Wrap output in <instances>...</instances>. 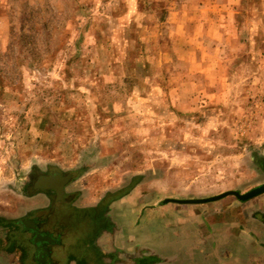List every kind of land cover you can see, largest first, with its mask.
<instances>
[{"label": "rangeland", "instance_id": "374dc122", "mask_svg": "<svg viewBox=\"0 0 264 264\" xmlns=\"http://www.w3.org/2000/svg\"><path fill=\"white\" fill-rule=\"evenodd\" d=\"M259 161L264 0H0V264H42L23 231L46 213L28 200L35 174L86 193V228L54 220L86 231V260L72 254L97 264L105 231L131 244L139 210L244 193L264 183Z\"/></svg>", "mask_w": 264, "mask_h": 264}, {"label": "crops", "instance_id": "0c3cea01", "mask_svg": "<svg viewBox=\"0 0 264 264\" xmlns=\"http://www.w3.org/2000/svg\"><path fill=\"white\" fill-rule=\"evenodd\" d=\"M77 183L70 181L63 193L81 189ZM133 192L134 189L115 200L112 205L119 204L123 207L127 202L130 203ZM84 198L85 192L70 203L85 221L83 229L86 228V204H81ZM28 200L32 209H46L50 195L48 190H38ZM139 211L137 218L143 215L147 221L146 234L131 235V244L122 240V235L110 236L108 231L102 235V244L99 241L97 244L95 235L94 248L103 253L102 261L97 264H124L122 259L126 253L131 254V259L127 258L129 264H136L139 260V247L138 251L135 250V243L140 248H146L147 264H264V193L244 202L224 197L204 204L178 208L169 204L148 209L145 213ZM114 215L116 218L117 214ZM171 222L177 227L168 228L167 225ZM156 224H161V228L156 227ZM40 234L56 238L46 233L37 235ZM70 235L68 242L63 243L62 251L51 248L48 252L39 245L44 254L39 253L37 247L35 250L31 247L32 252L42 264L59 260L64 253L66 257L63 255L62 259L66 264H77L78 259L73 257V252L79 258L82 254L80 259L86 260V231ZM131 245H134L135 251L131 250ZM117 249L119 254L114 252ZM109 255L110 261H104Z\"/></svg>", "mask_w": 264, "mask_h": 264}, {"label": "flooded vegetation", "instance_id": "af4514ba", "mask_svg": "<svg viewBox=\"0 0 264 264\" xmlns=\"http://www.w3.org/2000/svg\"><path fill=\"white\" fill-rule=\"evenodd\" d=\"M55 174H60L62 177L65 178L64 182H62V184L60 185V192H58L55 187L54 188L53 187L52 188H43V187L36 185V183L38 182L40 177L53 176ZM70 179H71L70 173L59 172V171H51V172H46V173H42V174H35L34 176L30 177L29 186L32 189H34V190H48V194L50 195L49 205L45 210L46 213H45V215H43V217L40 218L41 219L40 220L41 226L39 225L40 228L36 227L37 223H35L33 221L27 222L23 226V231H25V234L27 235V240H28L29 245L34 250L37 247L39 249V253H41V254L43 253L41 251L42 250L41 247L45 248V250H47L48 252L51 251V248H53L55 250L59 249L60 251H62V248L64 246L63 245V238L70 237L71 235L68 236V234H70L73 231V230L71 231V229H70V233H68V234H66L67 232H63L64 227H65L64 222L61 223L59 221L54 220L56 218L55 214L57 212L58 213L63 212L65 215H67V218L71 219L70 223L81 225L83 222L82 216H80V213H78L76 210H74L72 208V206L70 205L71 201H69L68 194L63 193V189L66 186V184H69ZM46 226H47V228H46L47 230L42 229L43 227H46ZM38 233H46L48 235L56 237L55 238L56 240L52 243L42 242L41 244H38L37 243V240L39 239L38 235H37ZM39 245H41V247ZM47 255H48V253H47ZM48 258H50L49 255H48Z\"/></svg>", "mask_w": 264, "mask_h": 264}, {"label": "water", "instance_id": "95a60500", "mask_svg": "<svg viewBox=\"0 0 264 264\" xmlns=\"http://www.w3.org/2000/svg\"><path fill=\"white\" fill-rule=\"evenodd\" d=\"M262 169L264 170V161H259ZM64 177H62L60 174H55L53 176H44V177H40L38 182L36 183V185L43 187V188H56L58 192H60V185L62 184V182H64ZM264 193V183L260 184L258 186H255L253 188H251L250 190L244 192V193H240L239 191L236 190H229L223 193H220L218 195L215 196H210L207 198H197V199H188V200H174V199H167V201H176L179 203H204V202H208V201H214L217 199H220L224 196L227 195H233L237 200L239 201H246L256 195L262 194ZM38 240L37 243H42V242H47V243H51L54 242L55 239H52L48 236L45 235H38Z\"/></svg>", "mask_w": 264, "mask_h": 264}]
</instances>
